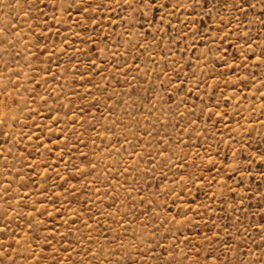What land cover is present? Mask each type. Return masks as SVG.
Returning a JSON list of instances; mask_svg holds the SVG:
<instances>
[{
    "label": "rangeland",
    "instance_id": "rangeland-1",
    "mask_svg": "<svg viewBox=\"0 0 264 264\" xmlns=\"http://www.w3.org/2000/svg\"><path fill=\"white\" fill-rule=\"evenodd\" d=\"M0 264H264V0H0Z\"/></svg>",
    "mask_w": 264,
    "mask_h": 264
}]
</instances>
